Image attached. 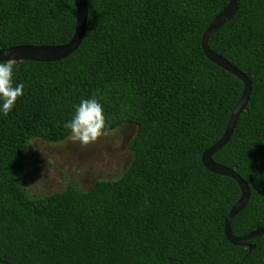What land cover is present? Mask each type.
I'll list each match as a JSON object with an SVG mask.
<instances>
[{
    "label": "trees",
    "instance_id": "trees-1",
    "mask_svg": "<svg viewBox=\"0 0 264 264\" xmlns=\"http://www.w3.org/2000/svg\"><path fill=\"white\" fill-rule=\"evenodd\" d=\"M207 45L251 83L229 139L211 156L247 182L230 228L264 227V0H236ZM85 32L55 61L17 60L24 84L0 115V264H264L233 245L224 219L240 196L201 153L223 133L242 81L206 58L201 36L227 0H86ZM73 0H0V48L59 45L72 37ZM95 95L106 131L134 124L130 163L88 189L74 180L33 195L23 185L27 148L62 142L74 105Z\"/></svg>",
    "mask_w": 264,
    "mask_h": 264
},
{
    "label": "rangeland",
    "instance_id": "rangeland-1",
    "mask_svg": "<svg viewBox=\"0 0 264 264\" xmlns=\"http://www.w3.org/2000/svg\"><path fill=\"white\" fill-rule=\"evenodd\" d=\"M135 129L134 124L124 122L88 145L71 140L70 135L56 143L32 139L24 187L30 194L42 195L64 188L71 180L88 189L97 179L117 178L131 161L128 143Z\"/></svg>",
    "mask_w": 264,
    "mask_h": 264
},
{
    "label": "water",
    "instance_id": "water-1",
    "mask_svg": "<svg viewBox=\"0 0 264 264\" xmlns=\"http://www.w3.org/2000/svg\"><path fill=\"white\" fill-rule=\"evenodd\" d=\"M75 7V27L72 37L66 43L59 45H32V44H19L10 47L0 48V60L15 59L17 60H35V61H55L67 56L72 52L80 43L86 25L87 18V3L86 0H73ZM237 9L236 0H227L225 6L212 18L210 23L204 30L200 44L204 55L208 60L215 63L219 67L225 69L242 81L243 87L239 98L234 104L225 129L222 135L212 143L208 148L204 149L201 153V162L203 166L211 172L231 177L238 185L240 196L228 211L223 224V232L226 239L233 245L245 246L248 250H252L254 245L251 241L264 234V227L256 228L245 235H235L230 228V222L233 216L238 213L246 204L249 198V188L247 182L242 179L233 169L222 165L212 160V154L226 143L229 139L237 116L245 107L249 94L251 83L246 74L240 71L236 66L230 63L227 59L211 50L207 45L209 36L222 24L227 22L235 13ZM6 49L8 55H4Z\"/></svg>",
    "mask_w": 264,
    "mask_h": 264
},
{
    "label": "clouds",
    "instance_id": "clouds-1",
    "mask_svg": "<svg viewBox=\"0 0 264 264\" xmlns=\"http://www.w3.org/2000/svg\"><path fill=\"white\" fill-rule=\"evenodd\" d=\"M4 55H8L4 49ZM14 70H19L15 59L0 60V115L7 116L13 110L19 97L24 94V84L14 82ZM64 127L70 132V139L81 145H88L97 140L106 131L104 109L93 94L82 98L71 119L65 121Z\"/></svg>",
    "mask_w": 264,
    "mask_h": 264
}]
</instances>
